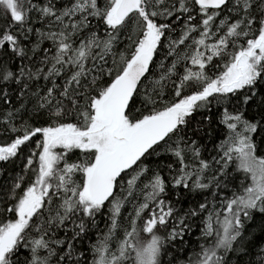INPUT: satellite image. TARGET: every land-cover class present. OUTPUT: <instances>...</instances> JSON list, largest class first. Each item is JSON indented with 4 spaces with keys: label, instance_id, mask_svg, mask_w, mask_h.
I'll return each mask as SVG.
<instances>
[{
    "label": "snow or ice",
    "instance_id": "obj_1",
    "mask_svg": "<svg viewBox=\"0 0 264 264\" xmlns=\"http://www.w3.org/2000/svg\"><path fill=\"white\" fill-rule=\"evenodd\" d=\"M0 264H264V0H0Z\"/></svg>",
    "mask_w": 264,
    "mask_h": 264
},
{
    "label": "trees",
    "instance_id": "obj_2",
    "mask_svg": "<svg viewBox=\"0 0 264 264\" xmlns=\"http://www.w3.org/2000/svg\"><path fill=\"white\" fill-rule=\"evenodd\" d=\"M215 128H216V118H215V116H214V119H213V125H212V131H213V136L215 137ZM206 131H207V129H206ZM209 148H211V144L209 143ZM100 226L101 227H103V222H101V224H100ZM192 239L194 240L195 238L194 237H192Z\"/></svg>",
    "mask_w": 264,
    "mask_h": 264
}]
</instances>
